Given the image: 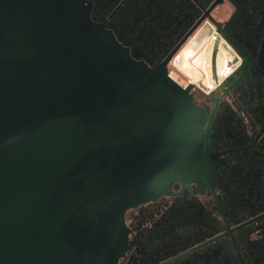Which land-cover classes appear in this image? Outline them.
<instances>
[{
	"label": "water",
	"instance_id": "95a60500",
	"mask_svg": "<svg viewBox=\"0 0 264 264\" xmlns=\"http://www.w3.org/2000/svg\"><path fill=\"white\" fill-rule=\"evenodd\" d=\"M84 1L78 23L94 29L87 44L102 42L97 56L110 65L68 66L70 53L51 49L38 18L30 63L14 64L7 10L0 15V264H118L110 229L123 203L199 175L201 111L188 89L134 61ZM68 29L61 18L62 45ZM71 82L75 97L62 100Z\"/></svg>",
	"mask_w": 264,
	"mask_h": 264
},
{
	"label": "flooded vegetation",
	"instance_id": "af4514ba",
	"mask_svg": "<svg viewBox=\"0 0 264 264\" xmlns=\"http://www.w3.org/2000/svg\"><path fill=\"white\" fill-rule=\"evenodd\" d=\"M67 3L63 12L61 0H0L7 48L18 49L14 64L30 63L24 52L29 30L39 35L29 26L38 18L47 23L43 38L51 49L70 53L68 66L110 65L97 56L102 42L87 44L94 29L78 23L77 0ZM83 9L134 61L188 89L201 111L199 175L173 182L156 199L123 203V220L118 212L110 229L113 249L121 251L118 264H264V0H85ZM61 18L69 27L63 45ZM208 39L206 77L194 67L192 77L184 48ZM182 58L192 78L186 85L172 71L175 64L185 70ZM76 88L71 82L58 96L70 100Z\"/></svg>",
	"mask_w": 264,
	"mask_h": 264
},
{
	"label": "rangeland",
	"instance_id": "374dc122",
	"mask_svg": "<svg viewBox=\"0 0 264 264\" xmlns=\"http://www.w3.org/2000/svg\"><path fill=\"white\" fill-rule=\"evenodd\" d=\"M203 31H205V29H203V30H201V32L199 33V34H197L194 38H193V40L189 43V46H190V44H192L195 40H196V38L201 34V33H203ZM208 34L209 33H207L206 35H205V37H207L208 38ZM195 39V40H194ZM189 46L187 47H185L184 49H186L184 52H183V54H185L189 49ZM209 46H210V41H209V39L207 40V41H205V43L203 44V45H201V47L198 49H193L192 50V54H193V56L195 55V53H196V57H194L193 58V56L191 57V58H189V56L188 55H184V59H185V64H186V61L188 60L189 61V64H190V67H191V69H193V67H194V69H196V70H198V71H196V70H194V71H196L197 72V75H199L200 76V74L202 75L203 74V76H205L206 77V73L204 72V65L206 66L207 65V68H209V65H208V63H209V54H210V52H209ZM195 50V51H194ZM182 54V55H183ZM193 58V59H192ZM184 59L182 58V64H184L183 63V61H184ZM197 59H199L200 60V65H197ZM185 64L183 65L184 66V69L185 70H183L181 67H178L176 64H175V66H173L172 67V71H173V74L175 75V76H177V78L184 84V82H185V84L184 85H186L187 84V82H189V81H192V78H190V76H189V74L187 73V70H186V67H185ZM192 64V65H191ZM203 64V65H202ZM200 73V74H199ZM197 79H199L198 77H194V80H197ZM198 85V84H197ZM200 85V84H199Z\"/></svg>",
	"mask_w": 264,
	"mask_h": 264
},
{
	"label": "bare ground",
	"instance_id": "6f19581e",
	"mask_svg": "<svg viewBox=\"0 0 264 264\" xmlns=\"http://www.w3.org/2000/svg\"><path fill=\"white\" fill-rule=\"evenodd\" d=\"M202 43H203V42H202ZM202 43H201V44H198L197 47L199 48L200 45H202ZM191 48H192V49H190V50H188V52H186V55H188L189 58H191V57L193 56V54H192V50L194 49V46H192ZM188 60H189V59H188ZM188 60H187V62L189 63ZM188 63H186V64H187L188 71H189V73L191 74V76L193 77V75H194L193 72H195V71H194L193 69H191V67L189 66ZM174 74H175V73H174ZM184 84H185V82H184ZM185 88H186V86H185Z\"/></svg>",
	"mask_w": 264,
	"mask_h": 264
}]
</instances>
